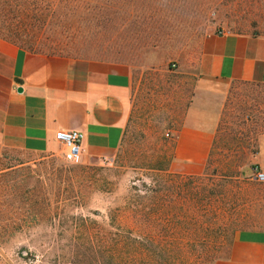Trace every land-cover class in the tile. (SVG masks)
Returning a JSON list of instances; mask_svg holds the SVG:
<instances>
[{
    "label": "rangeland",
    "instance_id": "obj_1",
    "mask_svg": "<svg viewBox=\"0 0 264 264\" xmlns=\"http://www.w3.org/2000/svg\"><path fill=\"white\" fill-rule=\"evenodd\" d=\"M209 32L264 35V0H0V36L122 62L132 79L111 155L69 162L55 141L1 154L0 264H116L128 230L156 240L128 264H211L235 228L264 229V181L253 178L264 173V78L218 85L219 120L199 177L166 175L169 133L201 76L198 42Z\"/></svg>",
    "mask_w": 264,
    "mask_h": 264
},
{
    "label": "crops",
    "instance_id": "obj_2",
    "mask_svg": "<svg viewBox=\"0 0 264 264\" xmlns=\"http://www.w3.org/2000/svg\"><path fill=\"white\" fill-rule=\"evenodd\" d=\"M198 54L201 76L180 125L169 133L173 173L203 169L219 120L218 85L264 78V35L209 32L199 39ZM131 87L125 63L29 50L0 36V156L46 150L59 128L82 132V157L111 155L123 134ZM211 264H264V229L234 230L225 255Z\"/></svg>",
    "mask_w": 264,
    "mask_h": 264
},
{
    "label": "trees",
    "instance_id": "obj_3",
    "mask_svg": "<svg viewBox=\"0 0 264 264\" xmlns=\"http://www.w3.org/2000/svg\"><path fill=\"white\" fill-rule=\"evenodd\" d=\"M3 37V36H2ZM6 38V37H5ZM8 39V38H7ZM10 40V39H9ZM156 170H166V169H161V168H155ZM167 171V176L172 177L175 176L177 178L180 177H186V178H197L199 175H194V174H179V173H173L170 172L169 170ZM150 192H155V189L150 188ZM139 211V208L137 209ZM139 213H144V212H139ZM86 223V219H85ZM235 228L234 230H236ZM233 230V231H234ZM233 231L230 233V236L232 235ZM126 234L123 235H118L119 237V249H120V257L119 259H116V264H128L130 260H139L144 253L147 251L145 248L147 246L155 245V237H151L150 235H131L130 231H126ZM89 240V233L85 232V242ZM144 241H148L147 244H143ZM135 260V261H136ZM52 264H65V262L59 260L57 257L55 261H53Z\"/></svg>",
    "mask_w": 264,
    "mask_h": 264
},
{
    "label": "built area",
    "instance_id": "obj_4",
    "mask_svg": "<svg viewBox=\"0 0 264 264\" xmlns=\"http://www.w3.org/2000/svg\"><path fill=\"white\" fill-rule=\"evenodd\" d=\"M82 132L71 129H56L53 132V139L62 146L61 155L63 159L69 162H76L81 154L80 142ZM253 178L257 181H264V173L262 171H254Z\"/></svg>",
    "mask_w": 264,
    "mask_h": 264
}]
</instances>
